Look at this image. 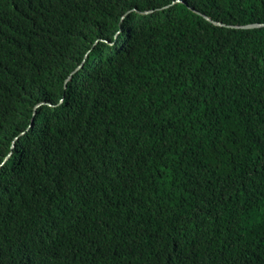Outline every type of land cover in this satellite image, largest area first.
I'll return each instance as SVG.
<instances>
[{
  "label": "trees",
  "instance_id": "obj_1",
  "mask_svg": "<svg viewBox=\"0 0 264 264\" xmlns=\"http://www.w3.org/2000/svg\"><path fill=\"white\" fill-rule=\"evenodd\" d=\"M0 264H264V0H0Z\"/></svg>",
  "mask_w": 264,
  "mask_h": 264
},
{
  "label": "snow or ice",
  "instance_id": "obj_2",
  "mask_svg": "<svg viewBox=\"0 0 264 264\" xmlns=\"http://www.w3.org/2000/svg\"><path fill=\"white\" fill-rule=\"evenodd\" d=\"M173 2L175 3V2H179V3H186L187 2V0H173Z\"/></svg>",
  "mask_w": 264,
  "mask_h": 264
},
{
  "label": "water",
  "instance_id": "obj_3",
  "mask_svg": "<svg viewBox=\"0 0 264 264\" xmlns=\"http://www.w3.org/2000/svg\"><path fill=\"white\" fill-rule=\"evenodd\" d=\"M146 13H148V12H146ZM140 14H143V13H140ZM215 24H219V23H216V22H215ZM253 26H256V25H248V26H246V27L250 28V27H253ZM257 26H260V25H257ZM81 66H82V65H81ZM81 66H80V67H81ZM80 67H79L78 69H80ZM78 69H77V70H78Z\"/></svg>",
  "mask_w": 264,
  "mask_h": 264
},
{
  "label": "clouds",
  "instance_id": "obj_4",
  "mask_svg": "<svg viewBox=\"0 0 264 264\" xmlns=\"http://www.w3.org/2000/svg\"><path fill=\"white\" fill-rule=\"evenodd\" d=\"M78 69V68H77ZM79 70V69H78Z\"/></svg>",
  "mask_w": 264,
  "mask_h": 264
}]
</instances>
